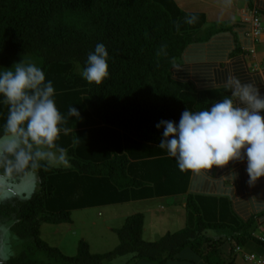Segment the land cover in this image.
Here are the masks:
<instances>
[{
  "label": "trees",
  "instance_id": "trees-1",
  "mask_svg": "<svg viewBox=\"0 0 264 264\" xmlns=\"http://www.w3.org/2000/svg\"><path fill=\"white\" fill-rule=\"evenodd\" d=\"M191 17L195 23H186ZM206 24V14L188 13L175 0H0V68L26 56L41 58L60 110L74 105L81 116L58 141L68 149L71 167L41 169L30 200L0 204V225L25 247L4 264H44L31 252H43L55 264H104L128 256L133 264H171L187 260V251L193 263L236 264V249L264 247L257 217L242 222L227 199L188 194L193 172H181L158 148L159 121L178 123L185 109L201 110L230 95L228 89L198 91L189 79L183 59L192 45L214 35L216 29L202 34ZM97 43L109 52V76L99 85L80 75ZM179 196L187 197L189 223L157 241L144 240L141 214L115 229L120 242L106 253H92L80 241L77 254L66 256L40 236L42 224L71 223L74 211ZM215 231L222 235L211 236Z\"/></svg>",
  "mask_w": 264,
  "mask_h": 264
},
{
  "label": "clouds",
  "instance_id": "clouds-1",
  "mask_svg": "<svg viewBox=\"0 0 264 264\" xmlns=\"http://www.w3.org/2000/svg\"><path fill=\"white\" fill-rule=\"evenodd\" d=\"M195 19L185 22L192 24ZM108 60L106 45L97 43L87 55L80 72L82 79L101 84L109 76ZM224 87L230 95L209 107L185 109L178 123L159 121L156 128L162 130V136L158 148L175 160L181 172H210L230 162L246 161L252 185L264 178V94L256 85L231 75ZM56 94L53 82L35 63L22 60L9 69L0 68V114L7 110L0 124V204L30 200L38 191L41 169L70 166L68 149L58 141L72 132L69 122L81 116L74 105L62 112ZM6 231L0 225V233ZM249 256L245 259L256 264ZM5 259L0 248V264Z\"/></svg>",
  "mask_w": 264,
  "mask_h": 264
},
{
  "label": "crops",
  "instance_id": "crops-1",
  "mask_svg": "<svg viewBox=\"0 0 264 264\" xmlns=\"http://www.w3.org/2000/svg\"><path fill=\"white\" fill-rule=\"evenodd\" d=\"M182 1L186 6L177 3L181 9L206 14L207 23L216 29L207 42L192 45L184 56V64L190 70L189 79L195 88L198 91L226 89L224 84L231 75L242 83L256 85L264 94V31L256 43L247 20L257 12L264 29V0H253V9L247 0H199L205 7L199 12L185 10L192 6V0ZM251 50L255 52L251 53ZM246 166V161L230 162L222 169L214 167L210 172H193L188 194L227 199L234 215L242 222L257 217L259 237L264 233V178L250 185ZM182 197L184 200L180 205L185 209L188 221L187 197ZM246 255H255L264 264L263 246L249 243L242 247L237 253L236 264H254L245 259ZM243 259L247 263H243Z\"/></svg>",
  "mask_w": 264,
  "mask_h": 264
},
{
  "label": "rangeland",
  "instance_id": "rangeland-1",
  "mask_svg": "<svg viewBox=\"0 0 264 264\" xmlns=\"http://www.w3.org/2000/svg\"><path fill=\"white\" fill-rule=\"evenodd\" d=\"M198 1L199 0H192L191 5L193 7H186L187 9L185 10L195 12L202 10L204 5ZM177 3L186 6V2L184 3L182 0H177ZM209 15H211V13ZM212 27L213 26H211L210 23H207L202 30V34L205 31L207 33V30L209 32L213 30L214 28ZM22 60H24L25 63H35L41 68L43 65L41 58L37 56H26L23 57ZM70 167L71 165L67 168ZM183 200L184 198L179 196L74 211L71 214V223H64L60 225L42 224L40 236L45 243L49 246L59 248L66 256H75L77 254L80 241L89 243L92 253H106L113 250L120 242L115 229H119L124 226L127 218L141 214L144 216L145 220L143 233L144 240L149 242L157 241L166 233L177 232L181 228L186 227L189 223V221L186 220V211L183 206L180 205ZM187 213L189 214L188 210ZM6 229V232L0 233V248L3 249V253L6 257L5 261L18 256L19 253L25 249L24 244L19 242L18 238L12 234L8 227H6ZM210 235L218 237L222 234L221 232L219 233L215 231V233L211 232ZM228 245L229 244L225 245L223 248L227 254L230 252V247ZM30 255H32L31 258L44 264H55L52 263L43 252H31ZM239 256L241 258L240 254ZM183 257L187 260L175 263L173 262L171 264H205L201 261L193 263V261H191L193 255L189 251L184 252ZM131 259L132 256L120 257L112 262H105L104 264H133ZM241 261L243 263H247V261L244 262V259ZM136 264L154 263L139 261Z\"/></svg>",
  "mask_w": 264,
  "mask_h": 264
},
{
  "label": "built area",
  "instance_id": "built-area-1",
  "mask_svg": "<svg viewBox=\"0 0 264 264\" xmlns=\"http://www.w3.org/2000/svg\"><path fill=\"white\" fill-rule=\"evenodd\" d=\"M248 22L251 23V27H252V38L254 40H259L262 36V33H263V28H262V24H261V20L260 18L257 16L256 13L253 14V16L248 19ZM264 235V234H263ZM263 235H260L258 238L260 241L264 242V236ZM248 259L250 261H254L256 264H261V261L257 260L256 261V257L255 256H249Z\"/></svg>",
  "mask_w": 264,
  "mask_h": 264
}]
</instances>
